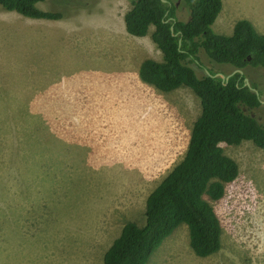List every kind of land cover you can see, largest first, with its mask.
I'll use <instances>...</instances> for the list:
<instances>
[{"label":"rangeland","instance_id":"obj_1","mask_svg":"<svg viewBox=\"0 0 264 264\" xmlns=\"http://www.w3.org/2000/svg\"><path fill=\"white\" fill-rule=\"evenodd\" d=\"M228 1L212 25L224 35L237 20ZM172 2L175 17L187 20L180 0ZM38 6L63 17L0 8V264H102L126 222L143 224L145 200L183 158L200 103L187 88L123 99L125 75L115 64L162 59L149 35L121 31L128 0ZM192 66L198 76L231 72L203 56ZM247 72L264 89V70ZM252 114L264 125V104ZM221 147L239 170L212 203L221 249L195 256L180 226L148 264H264V152L251 142Z\"/></svg>","mask_w":264,"mask_h":264},{"label":"trees","instance_id":"obj_2","mask_svg":"<svg viewBox=\"0 0 264 264\" xmlns=\"http://www.w3.org/2000/svg\"><path fill=\"white\" fill-rule=\"evenodd\" d=\"M44 1L0 0V8L35 20L63 17L60 12L40 9L38 4ZM128 1L125 32L140 38L149 35L162 56L160 61L140 63V80L164 93L191 90L199 100L200 114L192 124L183 158L147 196L143 224L126 222L104 252L102 264H148L180 226L187 229L192 253L209 257L221 249L223 233L212 203L224 196L226 185L239 174L236 161L224 154L221 144L251 142L264 152V125L252 114L262 105L264 89L249 78L256 94L243 82L251 75L246 70H264V34L247 20H237L230 35L214 32L222 0H180L188 12L185 21L175 17L172 0ZM202 56L214 66L230 73L238 69L243 75L234 73L224 82L212 77L218 72L209 69V75L204 71L198 76L192 65Z\"/></svg>","mask_w":264,"mask_h":264},{"label":"crops","instance_id":"obj_3","mask_svg":"<svg viewBox=\"0 0 264 264\" xmlns=\"http://www.w3.org/2000/svg\"><path fill=\"white\" fill-rule=\"evenodd\" d=\"M228 2H229V5H228L227 10H230L232 15L235 16L237 20L249 21L255 29L257 27L262 29L263 30L262 33L264 34V1L263 0H229ZM222 3H223V9H224V0H222ZM223 9L221 10V12L223 11ZM123 25L124 23L122 24L121 31L125 32V28ZM131 50L132 49L128 48V52H130V53H127L128 55L132 54ZM126 64L124 65V69H121L120 63L118 65L115 64V66L119 67L117 68L118 69L117 72L121 70L122 74L125 75V76H122L123 79L125 80L124 83L123 84L118 83V84L128 90L127 92L122 93V95H124L123 99L126 102L129 101L128 99L129 96L133 98V101L144 100V102H147L149 95L147 97L146 92L148 91L153 92L155 94H159L158 93L159 90L157 91V89H155L153 86L152 87L150 85L148 86V84L140 80L139 75H138V69H139L140 64H137L136 66H132V67ZM139 117L140 119H143L146 117V108L138 110V118Z\"/></svg>","mask_w":264,"mask_h":264},{"label":"water","instance_id":"obj_4","mask_svg":"<svg viewBox=\"0 0 264 264\" xmlns=\"http://www.w3.org/2000/svg\"><path fill=\"white\" fill-rule=\"evenodd\" d=\"M162 2H166V0H161ZM170 31L172 32L173 31V28L171 27L170 28ZM174 35V34H173ZM205 72L209 75V73H208V71L207 70H205ZM234 73H239L240 75L242 74V71L241 70H234L230 75H224V74H221V73H216V74H214L212 77H220L221 78V80L222 81H224V82H226L228 79H229V77L232 75V74H234ZM244 84H245V86H247V87H249L250 89H252L250 86H249V81H248V79H244ZM256 94H258V92H257V90H255V89H252ZM263 103V102H262Z\"/></svg>","mask_w":264,"mask_h":264},{"label":"flooded vegetation","instance_id":"obj_5","mask_svg":"<svg viewBox=\"0 0 264 264\" xmlns=\"http://www.w3.org/2000/svg\"><path fill=\"white\" fill-rule=\"evenodd\" d=\"M176 7H177V4H176ZM231 74V73H230ZM230 74H228V75H230ZM233 75V74H232ZM241 75H243V72H242V74ZM245 78L246 79H248V81H249V86H251V84H250V80H249V78H251V79H253L252 77H251V75H249V76H245ZM244 78V79H245ZM244 79H243V82H244ZM254 81V80H253ZM257 81H260L259 79H255V81L254 82H256L257 83ZM258 84V86H259V83H257ZM253 89V88H252ZM256 90V89H255ZM261 102V104H264V100L263 101H260ZM263 102V103H262Z\"/></svg>","mask_w":264,"mask_h":264}]
</instances>
